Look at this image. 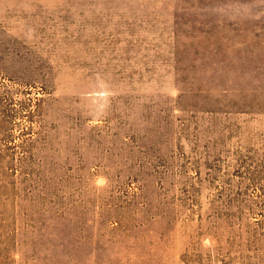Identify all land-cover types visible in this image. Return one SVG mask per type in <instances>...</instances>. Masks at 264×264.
Returning a JSON list of instances; mask_svg holds the SVG:
<instances>
[{"label": "rangeland", "instance_id": "rangeland-1", "mask_svg": "<svg viewBox=\"0 0 264 264\" xmlns=\"http://www.w3.org/2000/svg\"><path fill=\"white\" fill-rule=\"evenodd\" d=\"M0 264H264V0H0Z\"/></svg>", "mask_w": 264, "mask_h": 264}]
</instances>
